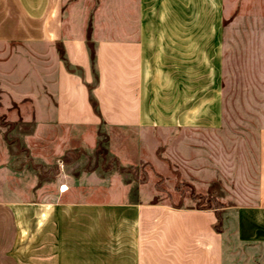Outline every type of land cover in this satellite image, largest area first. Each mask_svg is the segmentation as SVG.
<instances>
[{
    "label": "rangeland",
    "instance_id": "1",
    "mask_svg": "<svg viewBox=\"0 0 264 264\" xmlns=\"http://www.w3.org/2000/svg\"><path fill=\"white\" fill-rule=\"evenodd\" d=\"M65 1L80 19V33L95 27L106 37L115 34L106 28L117 27L120 14L134 18L138 10L135 0ZM143 1L142 27L135 28L144 47L143 125L158 131L130 136L63 130L44 136L35 133L33 120L23 119L32 103L5 97L0 200L37 203L41 191L62 187L55 179L65 171L95 170L116 176L133 194L140 190L142 199L195 207L220 203L224 264H264L263 244L240 238L232 214L234 206L256 200L257 135L264 127V0ZM68 148L79 153L68 160ZM112 157L138 168L136 176L117 171ZM159 178L161 188L155 186Z\"/></svg>",
    "mask_w": 264,
    "mask_h": 264
},
{
    "label": "crops",
    "instance_id": "2",
    "mask_svg": "<svg viewBox=\"0 0 264 264\" xmlns=\"http://www.w3.org/2000/svg\"><path fill=\"white\" fill-rule=\"evenodd\" d=\"M66 4L0 0V100L32 103L23 119L44 136L158 131L143 125L144 47L135 28L142 27L144 1L135 0L134 18L120 14L118 26L106 28L115 33L109 37L95 27L80 33ZM257 137L256 200L232 214L237 235L264 246V127ZM55 181L67 188L41 191L37 203L0 200V264H224L223 232L213 228L211 208L142 199L140 190L133 194L95 170L65 171Z\"/></svg>",
    "mask_w": 264,
    "mask_h": 264
},
{
    "label": "trees",
    "instance_id": "3",
    "mask_svg": "<svg viewBox=\"0 0 264 264\" xmlns=\"http://www.w3.org/2000/svg\"><path fill=\"white\" fill-rule=\"evenodd\" d=\"M89 34V32H88ZM87 45H88V49H89V52H90V59H91V63H92V69H94V59H95V51H94V48H93V43L89 40V37L87 38ZM96 78L95 76V71H94V79ZM89 100H90V103L92 105V107L94 108L95 111H97V102L96 100L94 99L93 96L90 95L89 97ZM79 153V149H67L65 152H64V155L66 158H69L71 157L72 154H75L77 155ZM114 160V161H117L118 163L114 166V168L119 171V172H131L132 174H134L136 176L137 172H138V168H136L135 166L133 165H130V166H121L119 165V161L116 159L115 160V157H112L111 158V161ZM66 161V160H65ZM146 165H148L149 163L146 162L145 163ZM147 180V176H144L141 181L142 182H145ZM160 183H161V179L159 178L158 181L155 182V186L157 188H161L160 187ZM218 206H220V203H216L214 206L212 207H198V208H211L214 210V213H215V216H216V221L215 223L213 224V228L216 230V231H219V232H222V228L220 226L221 224V217L219 216V208Z\"/></svg>",
    "mask_w": 264,
    "mask_h": 264
},
{
    "label": "bare ground",
    "instance_id": "4",
    "mask_svg": "<svg viewBox=\"0 0 264 264\" xmlns=\"http://www.w3.org/2000/svg\"><path fill=\"white\" fill-rule=\"evenodd\" d=\"M67 187L66 186H62V189H66Z\"/></svg>",
    "mask_w": 264,
    "mask_h": 264
},
{
    "label": "built area",
    "instance_id": "5",
    "mask_svg": "<svg viewBox=\"0 0 264 264\" xmlns=\"http://www.w3.org/2000/svg\"><path fill=\"white\" fill-rule=\"evenodd\" d=\"M61 186H63V185H61ZM60 189H62V187H61ZM62 190H63V189H62Z\"/></svg>",
    "mask_w": 264,
    "mask_h": 264
}]
</instances>
